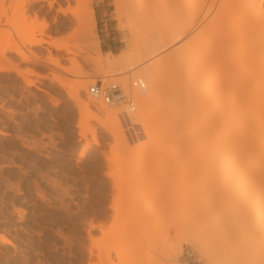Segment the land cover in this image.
<instances>
[{
	"label": "rangeland",
	"instance_id": "rangeland-1",
	"mask_svg": "<svg viewBox=\"0 0 264 264\" xmlns=\"http://www.w3.org/2000/svg\"><path fill=\"white\" fill-rule=\"evenodd\" d=\"M87 1L94 12L93 42L79 30L76 0H42L34 5L30 0H0V45H16L38 58L22 63L6 51L1 59L24 76L0 72V236L11 244L0 243V264H163L160 255L177 236L174 209L191 198L201 203L209 187L206 161L193 146L180 151L162 134L156 136L158 144L148 143L144 129L129 125L122 129L126 145L117 144L90 116L101 118L100 106L108 113H120L122 105L110 111L90 90L115 86L118 79L130 94L137 93L130 83L142 80L143 97L155 104L144 75L126 74L114 81L100 78L92 60L105 57L90 47L92 43L100 45L106 39L114 55L126 52L128 45L137 48L143 70L157 59L154 55L167 54L172 47L149 48L140 33L130 32L127 14L121 10V15L115 14L116 7L121 9L119 0L118 6L114 0H104L98 7L96 0L83 2ZM39 29L45 34L40 38L60 40V48L68 53L46 43L27 45V40L39 38ZM56 56L61 69L48 64ZM62 69H74V75ZM247 70L248 66L228 67L226 77L233 89L247 78ZM255 71L264 80V64H257ZM54 77L78 89L77 105ZM27 81L33 86L27 87ZM178 96L165 74L159 101L168 109V120L177 110ZM231 104L227 97L225 108ZM133 107L135 113L129 117L137 115ZM204 107L202 102L198 110L204 112ZM254 129L260 131V126ZM80 130L85 131L83 136ZM83 146L87 149L78 157ZM123 217L128 225L118 227L114 221ZM90 224L93 230H88ZM190 249L184 246L177 264L202 263L191 259Z\"/></svg>",
	"mask_w": 264,
	"mask_h": 264
},
{
	"label": "bare ground",
	"instance_id": "bare-ground-1",
	"mask_svg": "<svg viewBox=\"0 0 264 264\" xmlns=\"http://www.w3.org/2000/svg\"><path fill=\"white\" fill-rule=\"evenodd\" d=\"M40 1L30 0L29 3L34 5ZM83 1L76 0L80 7L77 23L82 35L93 42L94 38L96 40L94 12L87 6L89 2ZM119 1L114 0L118 6L115 14L118 17L120 10L121 14H127L132 24L130 32L140 33L149 48L164 51L172 47V50L154 55L157 59L144 70L139 69L143 60H140L141 52L131 45L126 52L105 53L103 61L92 60L103 79L114 81L126 74L146 76L149 98L155 104L150 105L143 97L146 88L142 80L130 83L137 92L130 94L122 87L124 81L118 79L113 84L118 89L117 95L121 96L115 106L103 105L110 111L122 105L120 113H108L100 106L102 117L90 116L117 144L126 145L124 127H140L148 143L158 144L156 136L162 134L168 143H177L180 151L193 146L194 152H202L207 164L206 194L199 204L191 198L180 205L181 209H174L177 236L161 253V261L177 264L186 246L193 252L191 259L201 264H264V80L255 71L257 64H264V0ZM58 13L64 15L61 11ZM38 36L36 40H27V45L38 47L46 43L68 53L67 48H60V40L40 38L45 36L42 29L38 30ZM90 47L101 55L98 42ZM6 51L16 55L22 63L38 61L29 51L16 45H0V72L11 70L19 77L24 76L16 66L1 61ZM57 57L49 59L48 64L61 69ZM244 66H248L247 78L238 81L233 89L227 81L226 70ZM61 71L74 75V69ZM26 72L32 73V70ZM165 74L179 94L177 110L169 120L167 107L159 101L161 79ZM52 80L66 92L68 99L78 104L77 88L65 86L58 77ZM26 86L32 87L33 83L27 81ZM227 97L232 104L225 108ZM202 102L204 112L198 110ZM132 104L137 107L135 117H129L135 113ZM255 126H260V131H256ZM81 132L83 136L85 131ZM86 149L83 146L78 157H83ZM17 193L19 195L20 191ZM113 210L116 213L120 209ZM114 223L118 227L128 225L125 217ZM94 228L90 224L88 230ZM0 243L11 245L2 236ZM88 251L90 256L94 255Z\"/></svg>",
	"mask_w": 264,
	"mask_h": 264
},
{
	"label": "built area",
	"instance_id": "built-area-1",
	"mask_svg": "<svg viewBox=\"0 0 264 264\" xmlns=\"http://www.w3.org/2000/svg\"><path fill=\"white\" fill-rule=\"evenodd\" d=\"M91 93L95 94L97 92V96L101 98L102 103L105 106H115V102L117 101V98L121 96V94L117 95V88L115 86L107 87L104 89L97 90L96 88H91ZM131 112H133V108L130 109Z\"/></svg>",
	"mask_w": 264,
	"mask_h": 264
},
{
	"label": "crops",
	"instance_id": "crops-1",
	"mask_svg": "<svg viewBox=\"0 0 264 264\" xmlns=\"http://www.w3.org/2000/svg\"><path fill=\"white\" fill-rule=\"evenodd\" d=\"M104 3V0H96V7L102 6ZM100 50L105 53H112V44L107 41L106 39H103L100 41Z\"/></svg>",
	"mask_w": 264,
	"mask_h": 264
},
{
	"label": "trees",
	"instance_id": "trees-1",
	"mask_svg": "<svg viewBox=\"0 0 264 264\" xmlns=\"http://www.w3.org/2000/svg\"><path fill=\"white\" fill-rule=\"evenodd\" d=\"M113 53V52H112Z\"/></svg>",
	"mask_w": 264,
	"mask_h": 264
}]
</instances>
